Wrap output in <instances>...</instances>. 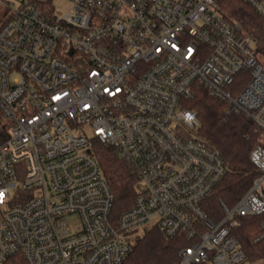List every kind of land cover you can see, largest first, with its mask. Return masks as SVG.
Listing matches in <instances>:
<instances>
[{
	"label": "built area",
	"instance_id": "obj_1",
	"mask_svg": "<svg viewBox=\"0 0 264 264\" xmlns=\"http://www.w3.org/2000/svg\"><path fill=\"white\" fill-rule=\"evenodd\" d=\"M69 1L58 16L52 0H0V264H122L142 236L127 235L153 218L165 237L193 240L178 264H251L233 230L242 217L264 218L255 37L222 0ZM241 1L264 19V0ZM199 87L260 129L249 153L260 176L233 207L221 204L218 223L202 203L225 175L223 158L196 138V114L184 106ZM92 137L144 185L116 224Z\"/></svg>",
	"mask_w": 264,
	"mask_h": 264
},
{
	"label": "trees",
	"instance_id": "obj_2",
	"mask_svg": "<svg viewBox=\"0 0 264 264\" xmlns=\"http://www.w3.org/2000/svg\"><path fill=\"white\" fill-rule=\"evenodd\" d=\"M222 10L239 20L243 29L253 35L264 60V19L241 0H222ZM248 74H239L229 90L236 96L246 85ZM184 106L196 114L199 126L196 138L221 154L225 175L212 194L202 203L203 210L212 222L223 218L221 204L227 208L251 188L260 173L249 160L250 150L259 144L258 125L242 112L228 111V105L199 87L193 99ZM6 136L0 122V140ZM90 151L98 162L102 176L113 193L111 221L116 224L122 213L131 209L138 195V177L133 168L115 150L102 145L96 138L89 141ZM263 217H242L233 235L239 240L251 264H264ZM193 243L184 236L165 237L157 226H152L131 246L122 264H178V252Z\"/></svg>",
	"mask_w": 264,
	"mask_h": 264
},
{
	"label": "rangeland",
	"instance_id": "obj_3",
	"mask_svg": "<svg viewBox=\"0 0 264 264\" xmlns=\"http://www.w3.org/2000/svg\"><path fill=\"white\" fill-rule=\"evenodd\" d=\"M51 7L53 9L54 14L60 16V15H64V14L68 13L71 10L72 3L69 0H52ZM259 61L262 64H264V60H263L262 56L259 57ZM83 129L87 133V135L90 136V134H91L90 128L87 126H84ZM136 189H137V192H143L144 185L142 183L138 182ZM66 220H67L68 225L70 226V228L73 231L78 228L79 219L76 215L66 216ZM154 223H155V219L154 218L150 219L145 225L141 226L136 232L128 234L127 238L129 240H132L133 238H135L137 236L143 235L144 232L147 231L148 229H150Z\"/></svg>",
	"mask_w": 264,
	"mask_h": 264
},
{
	"label": "snow or ice",
	"instance_id": "obj_4",
	"mask_svg": "<svg viewBox=\"0 0 264 264\" xmlns=\"http://www.w3.org/2000/svg\"><path fill=\"white\" fill-rule=\"evenodd\" d=\"M3 198V193H0V199H2Z\"/></svg>",
	"mask_w": 264,
	"mask_h": 264
}]
</instances>
